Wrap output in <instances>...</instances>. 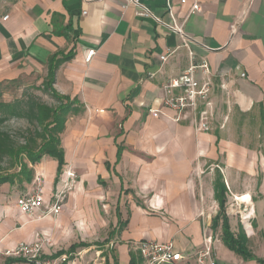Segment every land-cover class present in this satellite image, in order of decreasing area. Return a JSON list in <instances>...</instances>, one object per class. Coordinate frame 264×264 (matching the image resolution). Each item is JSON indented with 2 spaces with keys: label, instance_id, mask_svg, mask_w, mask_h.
Wrapping results in <instances>:
<instances>
[{
  "label": "crops",
  "instance_id": "1",
  "mask_svg": "<svg viewBox=\"0 0 264 264\" xmlns=\"http://www.w3.org/2000/svg\"><path fill=\"white\" fill-rule=\"evenodd\" d=\"M199 1L202 11L187 18L192 5L172 0L178 23L199 42L190 46L191 56L165 26L172 23L166 0H141L151 17H139L128 0H0V83L16 81L22 95L29 80L43 83L53 63L54 89L82 109L61 136L63 178L53 158L34 168L35 179H45L46 205L71 177L77 178L75 195L61 214L44 219L0 200V264L19 244L44 237L52 242L44 258L58 264H142L135 248L142 241L173 243L184 258L180 264H195L204 224L220 237L218 264H259L230 250L212 226L218 172L228 189L232 232L242 227L249 250L264 260V152L246 146L242 133L252 124L249 116L264 124V0ZM90 50L96 54L87 63ZM191 63L208 66L207 74H196L210 90L206 132L195 131L191 112L176 122L177 113L163 102L164 85ZM232 127L239 128L237 136ZM246 196L251 200L243 201ZM94 198L114 209L106 245L113 251L97 250L99 244L72 233L88 221ZM235 210L242 214L237 228Z\"/></svg>",
  "mask_w": 264,
  "mask_h": 264
},
{
  "label": "trees",
  "instance_id": "2",
  "mask_svg": "<svg viewBox=\"0 0 264 264\" xmlns=\"http://www.w3.org/2000/svg\"><path fill=\"white\" fill-rule=\"evenodd\" d=\"M57 66L52 63L47 78L40 86H25L22 95L12 101H5L6 90L12 91L20 85L16 81L0 83V187L31 185L35 177L34 167L45 157L57 161L58 176L63 173L66 163L61 136L68 119L79 114L82 109L76 100L62 96L54 89ZM32 90L50 97L53 104L44 102ZM12 120L24 121L26 126L19 129L17 134L13 133L7 129V124ZM214 189L219 204V211L212 221L214 230L220 228L224 244L243 259L264 264V260L249 250L245 230L240 227L239 234L234 235L232 232L227 214L228 189L220 172L216 174ZM25 262L24 259L8 257L5 264Z\"/></svg>",
  "mask_w": 264,
  "mask_h": 264
},
{
  "label": "built area",
  "instance_id": "3",
  "mask_svg": "<svg viewBox=\"0 0 264 264\" xmlns=\"http://www.w3.org/2000/svg\"><path fill=\"white\" fill-rule=\"evenodd\" d=\"M130 5L138 8L137 15L139 17H151V12L143 5L141 0H128ZM182 6L191 4V9L187 15H191L202 11L199 0H179ZM166 10L171 17L172 23L165 26L181 38L183 47L190 52L192 44H199L191 38L185 31L184 23H178L173 13L172 0H166ZM202 45V44H201ZM206 48L204 45H202ZM96 54L95 50H90L86 56V62L90 63ZM190 55L192 56L191 52ZM163 61L166 57L161 58ZM201 69L204 74L208 73V66L202 63L200 66L191 63L188 70L182 76L172 79L168 84L164 85L163 90L165 96L163 98L164 105L177 113L174 119L179 122L182 115L191 112L193 115V126L196 132L209 131L210 106L209 87L207 84L202 85L196 78L197 71ZM244 76V75H243ZM179 91L178 93H176ZM205 104L203 110L200 104ZM35 183L37 189L30 193L20 196L17 199L16 206L20 213L32 217L36 211H42L43 215L39 217L44 219L48 216L55 217L62 213L66 200L65 187L57 191L52 199V203L45 204L43 178H36ZM249 219V215L244 216V220ZM204 236L202 245L195 256V264H218L215 247L220 243V237L215 235L210 229V225L204 224ZM248 235L252 234L250 224L245 226ZM48 237L41 238L33 243H21L13 251L7 253L9 257L24 259L28 264H58V260L44 258L46 246L51 244ZM136 251L139 253L142 264H180L184 260L182 254L176 251L173 243H157L152 241H142L135 245ZM65 261V258L62 259Z\"/></svg>",
  "mask_w": 264,
  "mask_h": 264
},
{
  "label": "rangeland",
  "instance_id": "4",
  "mask_svg": "<svg viewBox=\"0 0 264 264\" xmlns=\"http://www.w3.org/2000/svg\"><path fill=\"white\" fill-rule=\"evenodd\" d=\"M27 85H29V86L36 85V82H31L29 80L27 82ZM6 91H7V93H5V95H4L5 101H12L16 97L21 96V94L19 92V88H15L12 91H10V90H6ZM32 92L35 93L36 95H38L44 102H47L49 104H53V101L50 99V97L46 96L42 92L36 91V90H34V91L32 90ZM247 119H248L247 121H250V122L252 120V124L242 131L243 135H245V138L247 139V142L245 143V145L250 147L251 149L255 148L256 150H261L262 152H264V142L260 143V141H262L264 139V124H262L260 117L257 115L256 116H254V115L249 116ZM25 126H26V123L24 121L12 120L11 122H9L7 124V129L12 131L13 133L17 134L19 129H21ZM230 131H232L235 134V136H237L239 134L238 133L239 128H237V127L230 128ZM260 131H263L262 139L258 138V133ZM208 166L209 165L206 164L203 168V171ZM220 166L222 167V163L220 164ZM65 172H66V169H64V172L61 176V179L63 178ZM205 172L206 173L203 175V177L207 178L208 172L207 171H205ZM35 176H36V174H35ZM69 179H70L69 187L65 188V193L67 196L66 201H68L70 199L71 193H73L75 190V181L77 178L71 177ZM35 181H36V179L34 177V180H33L31 185L23 184V186L15 185L14 187H11L9 185H5V188L1 186L0 187V200H3L5 202V204H7V205H9L12 202L16 204L18 197L27 194L29 189L32 192L38 188ZM258 182H260V177L258 178ZM44 183H45V179L43 178V185H44ZM254 183H255V181L252 184H254ZM60 187H63V184H61ZM90 192L92 195H96L93 191H90ZM73 195H75V193H73ZM80 197L81 196H79L78 198L80 199ZM76 198H77V196H76ZM96 201H97L96 198L92 199V201H91L92 202V209L95 211V213L93 210H90L91 214L88 218V221L85 223H82V224L77 223L75 225V229H73L74 231L72 233L74 235H77L80 239H82L81 241L83 243L92 244V245H95L94 243L99 244L98 246H94L95 249H97V250L113 251L112 248H110L106 245H109V243H110L109 241L111 240V239L108 240V238L110 237L109 234L111 233L112 227L114 225V223H113V220L115 219L114 209L113 208H104L103 204L106 203V201H104V199L102 201H101V199L98 202H96ZM1 206H4V204H0V211H1ZM210 207H208V209H210ZM214 210H213V213H212V211H210L213 216H215L217 214L219 209L217 207H215ZM236 211L237 210H235L234 214H231V217H232L233 222H234L233 225L235 228L238 227L237 224L241 220V217H242V214L236 213ZM36 214H41V216L43 215L42 211H36ZM105 241L108 242V244H105ZM100 244H104V245H100ZM100 246H104V247L100 248ZM95 249L93 248V251ZM7 256H5V257H7Z\"/></svg>",
  "mask_w": 264,
  "mask_h": 264
},
{
  "label": "bare ground",
  "instance_id": "5",
  "mask_svg": "<svg viewBox=\"0 0 264 264\" xmlns=\"http://www.w3.org/2000/svg\"><path fill=\"white\" fill-rule=\"evenodd\" d=\"M245 200H248V201H250L251 199L248 197V196H246L245 198H243V201H245ZM245 203V202H244ZM251 203V202H250Z\"/></svg>",
  "mask_w": 264,
  "mask_h": 264
}]
</instances>
